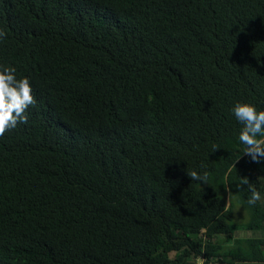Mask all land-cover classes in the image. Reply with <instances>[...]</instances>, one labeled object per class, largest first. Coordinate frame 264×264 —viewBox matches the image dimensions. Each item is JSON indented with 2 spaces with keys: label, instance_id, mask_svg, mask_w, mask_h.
Returning a JSON list of instances; mask_svg holds the SVG:
<instances>
[{
  "label": "trees",
  "instance_id": "16d2710c",
  "mask_svg": "<svg viewBox=\"0 0 264 264\" xmlns=\"http://www.w3.org/2000/svg\"><path fill=\"white\" fill-rule=\"evenodd\" d=\"M0 33L34 97L0 135V264H264L231 113L264 108V0H0Z\"/></svg>",
  "mask_w": 264,
  "mask_h": 264
},
{
  "label": "clouds",
  "instance_id": "9594fccd",
  "mask_svg": "<svg viewBox=\"0 0 264 264\" xmlns=\"http://www.w3.org/2000/svg\"><path fill=\"white\" fill-rule=\"evenodd\" d=\"M16 71L13 66L0 65V135L15 128L18 123H27L24 113L34 102L29 78L18 79ZM231 113L241 125L238 140L243 155L256 163L264 161V108L251 102H236ZM189 177L203 183L209 179L207 172L201 174L196 170L191 171ZM245 185L250 193L245 202L248 206H255L264 200V185L258 189L248 178H241L240 186Z\"/></svg>",
  "mask_w": 264,
  "mask_h": 264
},
{
  "label": "rangeland",
  "instance_id": "374dc122",
  "mask_svg": "<svg viewBox=\"0 0 264 264\" xmlns=\"http://www.w3.org/2000/svg\"><path fill=\"white\" fill-rule=\"evenodd\" d=\"M250 210L246 205H237L235 208V223L244 224L250 220ZM261 232L254 231H236V238H256L261 236Z\"/></svg>",
  "mask_w": 264,
  "mask_h": 264
},
{
  "label": "built area",
  "instance_id": "2783aa9c",
  "mask_svg": "<svg viewBox=\"0 0 264 264\" xmlns=\"http://www.w3.org/2000/svg\"><path fill=\"white\" fill-rule=\"evenodd\" d=\"M199 264H202V262L200 261V263Z\"/></svg>",
  "mask_w": 264,
  "mask_h": 264
}]
</instances>
